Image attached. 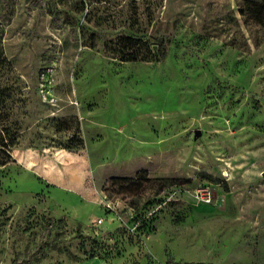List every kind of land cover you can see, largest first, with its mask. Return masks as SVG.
I'll return each instance as SVG.
<instances>
[{"label":"rangeland","instance_id":"obj_1","mask_svg":"<svg viewBox=\"0 0 264 264\" xmlns=\"http://www.w3.org/2000/svg\"><path fill=\"white\" fill-rule=\"evenodd\" d=\"M0 84V264H264L263 0H0Z\"/></svg>","mask_w":264,"mask_h":264},{"label":"trees","instance_id":"obj_2","mask_svg":"<svg viewBox=\"0 0 264 264\" xmlns=\"http://www.w3.org/2000/svg\"><path fill=\"white\" fill-rule=\"evenodd\" d=\"M264 1V0H263ZM119 39L124 40L125 42H130V49L131 51L123 52L122 55L123 60H131V61H138V60H150L149 57V50H142V47L138 45L135 48V43H140L141 46H144V40L137 36H122ZM147 53V54H146ZM6 105V98L4 93V87L0 84V110ZM8 131L7 122L5 116L0 114V164H5L12 158L10 149L8 147L7 138L5 136V132Z\"/></svg>","mask_w":264,"mask_h":264},{"label":"water","instance_id":"obj_3","mask_svg":"<svg viewBox=\"0 0 264 264\" xmlns=\"http://www.w3.org/2000/svg\"><path fill=\"white\" fill-rule=\"evenodd\" d=\"M199 134H201V130L200 129H197L196 130V135H199Z\"/></svg>","mask_w":264,"mask_h":264},{"label":"built area","instance_id":"obj_4","mask_svg":"<svg viewBox=\"0 0 264 264\" xmlns=\"http://www.w3.org/2000/svg\"><path fill=\"white\" fill-rule=\"evenodd\" d=\"M101 221V220H100Z\"/></svg>","mask_w":264,"mask_h":264}]
</instances>
